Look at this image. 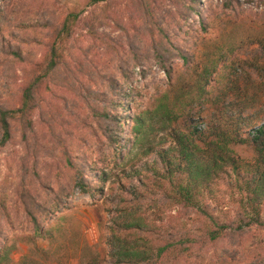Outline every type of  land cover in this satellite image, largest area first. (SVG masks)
I'll return each instance as SVG.
<instances>
[{
  "label": "trees",
  "instance_id": "trees-1",
  "mask_svg": "<svg viewBox=\"0 0 264 264\" xmlns=\"http://www.w3.org/2000/svg\"><path fill=\"white\" fill-rule=\"evenodd\" d=\"M112 1L91 0V4L95 7L106 4L104 13H110L112 8L114 10ZM221 1L228 10H236L250 3L264 6V0ZM132 2V8L127 6L129 10L135 12L136 16L143 15L146 18V34L141 36L143 47L148 45L147 51H142L136 43L132 45L137 46V65H142L153 56L168 70L169 76L174 71V60L184 62L190 69L198 65V41L213 31L216 22L223 24L228 18L226 15L222 19L212 0ZM255 15L264 16V10ZM81 18V13H69L62 22H58L47 14L42 16L44 27L53 26L56 38L36 63V72L31 74L23 89L21 106L12 108L0 101L3 144L12 138V122L17 119L29 131H34L32 116L40 106L39 98L43 94L44 83L52 81L55 84L53 79L64 83L70 79L67 71L71 69L67 59H71L74 53L68 44L73 38L74 26ZM105 19L106 15L92 11L83 21L92 42L118 53L124 64L126 54L116 51V41L100 32L106 25ZM7 22V18L0 16V51L11 62L26 63L30 60L31 52L25 47L31 41L14 31L7 33L4 26ZM120 28L128 35V40L139 38L137 34L130 35V30L123 24ZM107 39L112 44L108 45ZM190 40H194V43H190ZM235 51L232 48L223 52L210 68L204 70L198 86L200 99L214 102V98L219 97L216 94L218 88L212 86L213 74L225 65ZM82 65L79 67L81 71L88 67ZM64 67L67 76L62 71ZM130 75L123 66L109 67L106 74H102V85L111 97L109 102L113 108L102 114L100 134L98 131L95 133L106 139V159L99 164L87 160L84 162L82 156L71 154L68 146L58 140L69 170L77 176L79 188L84 194H101L111 179L109 167L118 160H124L129 149L134 150L138 157L130 171L125 169L120 175L123 178L127 174V178L132 181V186L125 190L131 195V206L124 204L127 198L116 196V201L123 203L124 207L118 210V216L107 228V249H101L98 244H91L84 239L78 247L80 264H186L187 259L192 257L195 261L190 260L189 264H264V237L261 240L257 238L259 234L264 236V119L259 113L244 116L245 108L237 110L234 108L235 103L231 102L221 103L209 120L197 113L180 123V119L186 115L187 105L171 106L166 97L159 100L153 112L141 111L132 106L130 97L133 92L126 87ZM225 77L221 76L218 84ZM94 85L97 84L88 87L86 92L90 93ZM126 108L131 116L125 114ZM153 114L159 117L156 122L151 117ZM128 117L131 123L127 127L125 121ZM246 144L253 146L257 152L255 163L238 157L234 149L235 146ZM151 179H154V184ZM136 181L144 187L138 188ZM154 187L164 190V196L176 205L194 211L201 222L200 233L185 231L186 224H177L173 227L174 232L166 234L165 229L151 218L152 214L144 212L142 205L137 209V203L146 196L143 191L151 194ZM228 196L238 205L233 216L229 213L225 216V210L220 205ZM71 197L70 194H55L52 208L44 203H28L25 206L33 231L29 237L33 242L51 241L57 233H62ZM157 216L164 219L160 211ZM1 237L0 264L14 247L8 242H1L7 239L6 236ZM199 253L201 255H196Z\"/></svg>",
  "mask_w": 264,
  "mask_h": 264
},
{
  "label": "rangeland",
  "instance_id": "rangeland-1",
  "mask_svg": "<svg viewBox=\"0 0 264 264\" xmlns=\"http://www.w3.org/2000/svg\"><path fill=\"white\" fill-rule=\"evenodd\" d=\"M212 2L222 19L228 17L227 23L216 22L213 31L198 41V65L190 69L184 62L174 60V71L169 76L168 70L153 56L142 65H137V46L144 52L148 49V45L143 47L141 36L146 34V18L143 15L136 16L135 12L129 10L127 6L132 8V0H113L111 6L114 10L111 7L110 13H104L106 4L95 7L91 0H0V16L9 21L4 25L6 32L14 31L31 41L25 47L31 52L30 60L23 64L9 61L0 51V101L12 108L21 106L23 89L31 74L36 72V63L56 38L54 27H44L42 16L47 14L52 20L62 22L69 13L82 14L68 44L74 53L71 59H67L71 69L67 71L70 79L64 83L53 79L55 84L50 80V83L42 85L40 106L32 116L34 131H29L17 119L12 122V138L3 144L0 125V238L6 236L7 239L1 242L14 246L1 264H80L78 247L84 239L91 244H98L101 249H107V228L118 216V210L124 207L123 203L116 201V196H124L128 199L124 204L131 206V195L125 190L132 186V181L127 178V174L123 178L120 175L125 169L130 171L136 164L138 157L134 150L129 149L124 160H118L109 167L111 179L104 191L91 195L84 194L79 188L77 176L69 170L58 141L60 139L61 144L68 146L71 154L82 156L84 162L87 160L99 164L106 159V139L95 132L100 134L102 114L113 108L109 102L111 97L102 85V74H106L109 67L123 66L129 70L131 75L126 87L133 92L130 97L132 106L141 111L153 112L159 100L166 97L171 106L187 105L186 115L180 119V123L197 113L209 120L221 103L231 102L235 103L234 108L237 110L245 108L244 116L259 113L264 119V16L255 15L263 11L264 6L250 3L236 10H228L223 7L221 0ZM92 11L106 15V25L100 32L116 41V51L126 54L124 64L118 53L92 42L83 21ZM122 24L130 30V35L137 34L139 38L128 40V35L120 28ZM110 39H107L108 45L112 44ZM134 43L136 47H132ZM190 43H194V40H190ZM232 48L236 51L212 77V86L218 88L216 94L219 97H215L214 102L200 99L198 86L204 70L210 68L223 52ZM82 64L88 66L83 71L79 68ZM65 69L62 71L67 76ZM223 75L225 79L218 84V79ZM120 80L123 81L121 76ZM95 83L97 85L92 87L90 93L86 92ZM124 112L131 116L127 108ZM151 117L155 118V122L159 119L156 114ZM125 122L127 127L130 126L131 118L128 117ZM58 135L60 138H57ZM234 149L238 157L256 162L257 152L253 146L239 145ZM151 181L155 183L154 179ZM136 184L138 188L144 187L138 181ZM151 190V194L143 191L146 196L137 203V209L142 205L144 212L152 214L151 218L165 229L166 234L174 232L173 227L177 224H186L185 231L200 233L201 222L194 211L176 205L164 196L162 189L154 187ZM62 193L72 196L68 200V217L63 223L62 233H57L51 241L33 242L29 237L33 231L25 206L28 203H44L52 208L54 195ZM229 196L220 204L225 216L227 213L233 216L238 208ZM159 211L163 220L157 216ZM263 237L259 234L257 238L261 240ZM187 260L195 261V258Z\"/></svg>",
  "mask_w": 264,
  "mask_h": 264
}]
</instances>
